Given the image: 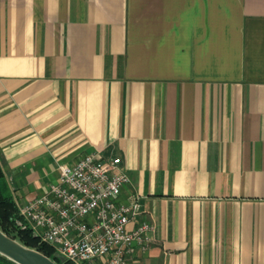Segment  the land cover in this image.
<instances>
[{"label": "crops", "instance_id": "0c3cea01", "mask_svg": "<svg viewBox=\"0 0 264 264\" xmlns=\"http://www.w3.org/2000/svg\"><path fill=\"white\" fill-rule=\"evenodd\" d=\"M91 153L152 227L130 264H264V0H0L14 200Z\"/></svg>", "mask_w": 264, "mask_h": 264}, {"label": "built area", "instance_id": "2783aa9c", "mask_svg": "<svg viewBox=\"0 0 264 264\" xmlns=\"http://www.w3.org/2000/svg\"><path fill=\"white\" fill-rule=\"evenodd\" d=\"M121 159L91 153L74 164H60L59 177L44 194L17 207L42 243L72 264H130L149 245L148 223L129 229L140 214L139 198L120 202L129 176Z\"/></svg>", "mask_w": 264, "mask_h": 264}, {"label": "trees", "instance_id": "16d2710c", "mask_svg": "<svg viewBox=\"0 0 264 264\" xmlns=\"http://www.w3.org/2000/svg\"><path fill=\"white\" fill-rule=\"evenodd\" d=\"M18 222H22L20 226ZM0 228L8 235L15 237L21 243L30 248H34L54 258L59 264H72L69 261L61 262L55 256L56 251L50 245L42 243L38 237L34 236L32 229L28 226L26 221L19 214V210L14 200L11 191L9 190L3 171L0 167ZM1 259H8L0 256ZM12 263V262H11ZM14 264V263H13Z\"/></svg>", "mask_w": 264, "mask_h": 264}, {"label": "water", "instance_id": "95a60500", "mask_svg": "<svg viewBox=\"0 0 264 264\" xmlns=\"http://www.w3.org/2000/svg\"><path fill=\"white\" fill-rule=\"evenodd\" d=\"M23 226L22 222H18ZM37 237V234H34ZM0 256L8 259L14 264H59L54 258L48 257L37 249L30 248L21 243L15 237L6 234L0 228ZM61 262L66 261L59 253L55 256Z\"/></svg>", "mask_w": 264, "mask_h": 264}, {"label": "rangeland", "instance_id": "374dc122", "mask_svg": "<svg viewBox=\"0 0 264 264\" xmlns=\"http://www.w3.org/2000/svg\"><path fill=\"white\" fill-rule=\"evenodd\" d=\"M0 264H13V263L8 262V261L3 260V259L0 258Z\"/></svg>", "mask_w": 264, "mask_h": 264}]
</instances>
